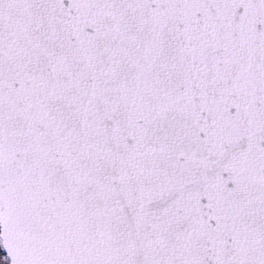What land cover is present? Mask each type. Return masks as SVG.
Segmentation results:
<instances>
[{"label":"snow or ice","instance_id":"snow-or-ice-1","mask_svg":"<svg viewBox=\"0 0 264 264\" xmlns=\"http://www.w3.org/2000/svg\"><path fill=\"white\" fill-rule=\"evenodd\" d=\"M3 264H264V0H0Z\"/></svg>","mask_w":264,"mask_h":264},{"label":"flooded vegetation","instance_id":"flooded-vegetation-1","mask_svg":"<svg viewBox=\"0 0 264 264\" xmlns=\"http://www.w3.org/2000/svg\"><path fill=\"white\" fill-rule=\"evenodd\" d=\"M4 253H3V250H2V247L0 246V264H3V260L2 258L4 257Z\"/></svg>","mask_w":264,"mask_h":264},{"label":"water","instance_id":"water-1","mask_svg":"<svg viewBox=\"0 0 264 264\" xmlns=\"http://www.w3.org/2000/svg\"><path fill=\"white\" fill-rule=\"evenodd\" d=\"M2 247V246H1ZM2 250H3V252H4V254L6 255V251L4 250V248L2 247Z\"/></svg>","mask_w":264,"mask_h":264},{"label":"trees","instance_id":"trees-1","mask_svg":"<svg viewBox=\"0 0 264 264\" xmlns=\"http://www.w3.org/2000/svg\"><path fill=\"white\" fill-rule=\"evenodd\" d=\"M4 253V252H3ZM5 256V255H4Z\"/></svg>","mask_w":264,"mask_h":264}]
</instances>
